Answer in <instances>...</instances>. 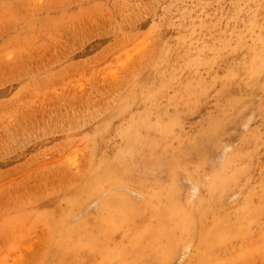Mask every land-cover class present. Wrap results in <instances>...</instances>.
Returning a JSON list of instances; mask_svg holds the SVG:
<instances>
[{
  "label": "rangeland",
  "instance_id": "1",
  "mask_svg": "<svg viewBox=\"0 0 264 264\" xmlns=\"http://www.w3.org/2000/svg\"><path fill=\"white\" fill-rule=\"evenodd\" d=\"M0 264H264V0H0Z\"/></svg>",
  "mask_w": 264,
  "mask_h": 264
}]
</instances>
